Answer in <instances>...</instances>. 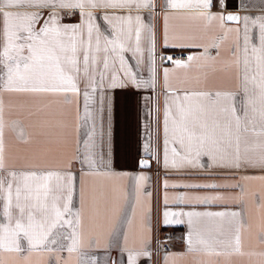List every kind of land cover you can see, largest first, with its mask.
Instances as JSON below:
<instances>
[{"label":"snow or ice","instance_id":"obj_1","mask_svg":"<svg viewBox=\"0 0 264 264\" xmlns=\"http://www.w3.org/2000/svg\"><path fill=\"white\" fill-rule=\"evenodd\" d=\"M220 7L224 0H216ZM214 0H0V250L14 253L34 251H79L86 240V222L100 215L104 206V226L109 247L121 246L127 264L150 257L148 242L129 248L128 230L136 216L149 182L147 175L133 177L130 191L113 195L118 189L97 193L89 177H121L114 168L116 91L155 89L158 61H171L176 69L198 75L192 86L174 88L170 73L163 72L164 108L162 121L163 156L166 172L212 174L225 170L245 182L259 179L249 170L264 173V15L227 16L212 11ZM147 13L149 19H145ZM163 14L164 46H189L196 36L186 28L171 24L177 19H198L209 28L218 23L223 30L210 44L200 45V56L187 61L159 56L157 30L152 22ZM228 22L236 27H227ZM235 32L231 59L221 61L220 49L227 34ZM212 49H215L213 54ZM135 60L129 62L127 54ZM147 53V56L145 55ZM147 60V79L142 75ZM195 62V63H194ZM235 68L236 90L209 87V73ZM188 81H186L187 83ZM4 94L15 99L5 103ZM83 98L77 115V148L74 157L60 159L67 124L51 111L57 98ZM151 100L149 99V104ZM27 110L35 117L34 133L27 135L19 121L6 120V109ZM155 127L146 119L141 145L148 158L160 162V103L155 105ZM152 109L145 117L152 116ZM6 129L17 132L25 145L28 167H9L6 156ZM155 140V143H154ZM148 158L138 161L150 168ZM73 161L79 164L73 170ZM164 188H240L242 184L172 183ZM74 199L76 203L74 204ZM177 205L211 204L222 195H178ZM165 193L163 223L186 224L189 253L208 257L244 255L242 233L247 225L238 211L170 210ZM93 213L86 216V210ZM151 206L141 216V233L151 231ZM264 243V231L260 234ZM68 241L67 244L64 242ZM98 241L88 239L90 247ZM261 255H264L262 253ZM85 258L83 264H88ZM91 264H98L91 257Z\"/></svg>","mask_w":264,"mask_h":264},{"label":"crops","instance_id":"obj_2","mask_svg":"<svg viewBox=\"0 0 264 264\" xmlns=\"http://www.w3.org/2000/svg\"><path fill=\"white\" fill-rule=\"evenodd\" d=\"M163 5L164 0H159ZM212 11L227 15L229 13H238L241 17L249 15L256 17L264 15V0H224V6L220 7L214 0ZM145 19L149 17L145 13ZM157 30V53L161 56L169 52H188L190 56H200L203 48L200 45H207L214 41L223 30L219 28L218 23H213L209 28L204 21L198 19H177L170 21L171 24L178 25L191 31L196 40L189 46H169L165 47L163 42L164 21L163 14L152 21ZM235 28V23H227L226 28ZM236 40L235 32L227 34L223 46L220 49V60H230L231 50ZM215 49H212L215 54ZM147 56V53L145 54ZM129 62L135 66V60L131 59V54H127ZM195 63V62H194ZM220 70L209 73V87H218L230 90L238 88V81L235 68H224L218 66ZM167 69L170 73L169 83L174 88H183L192 86V79L198 75V70L194 67L191 70L176 69L174 65L164 66L158 61V85L155 89H130L117 90L116 95V114H115V154L113 168L117 173H127L121 177L106 178L101 176L89 177L88 183L97 193L105 190L118 189L113 195L121 196L130 191L134 183L133 177L138 175H147L149 182L144 186V192H150L151 196L141 197V203L136 208V216L128 230L129 248H141L144 241L148 242L150 257H142L138 264H264V243L260 242V234L264 231V181L254 179L245 182L239 179L236 174L225 170H216L212 174L197 173H177L166 172L163 168V137L162 121L164 108V78L163 72ZM145 79L148 78L147 60L145 68L142 70ZM186 81H188L186 83ZM159 97L161 121V136L159 142L160 162L155 158H148L141 147L144 139V127L146 119L153 121L155 127V105ZM5 103H15V99L8 94H4ZM149 99L151 103L149 104ZM71 102H67L64 97L57 98L52 105L51 111L56 113V119L62 120L67 124L66 140L67 142L59 149L60 159L74 157L77 148V115L83 110L82 97H70ZM152 109V116L146 118L145 112ZM6 120H16L20 122L24 132L27 135L34 133L33 124L35 117L28 114L27 110L20 111L16 108L6 109ZM6 156L9 167L21 169L29 166V161L25 156V145L18 137L17 132L12 129H6ZM155 143V140H154ZM148 158L151 164L150 168H142L138 161ZM73 170H78L79 164L73 161ZM248 175L259 177L264 173L259 170H249ZM172 183H216L221 185L242 184L243 191L240 188L222 187L218 189H184V188H164V180ZM169 196L167 208L170 210L184 211H238L242 213V218L247 225L242 233V243L245 254L233 255L230 257H208L201 253H189L185 243L188 233L186 224L165 225L163 223V212L165 211L164 196ZM178 195H222L224 200L211 204L185 203L177 205L172 201V197ZM76 200L74 199V204ZM151 206V231L141 233V216L146 207ZM95 211L100 215L94 222H86V240L84 246L77 252L68 253L65 251H34L28 253H14L0 250V264H83L85 258L88 264H91V257H96L98 264H127V253L121 251V246L109 247V232L104 226L103 212L104 206L101 202ZM93 213L92 209L86 210V216ZM161 239V247L167 245L170 251L155 255V241ZM88 239L97 240L95 247H90ZM65 244L68 241L64 242Z\"/></svg>","mask_w":264,"mask_h":264},{"label":"built area","instance_id":"obj_3","mask_svg":"<svg viewBox=\"0 0 264 264\" xmlns=\"http://www.w3.org/2000/svg\"><path fill=\"white\" fill-rule=\"evenodd\" d=\"M161 56L163 57H172L173 61L179 59V60H185L187 61V57L190 56L188 52H169L164 53ZM164 66H172L174 65L171 61L164 60L163 62ZM170 251V247L167 245H164L161 247V239L158 237L155 241V255H159L160 253H166Z\"/></svg>","mask_w":264,"mask_h":264},{"label":"water","instance_id":"obj_4","mask_svg":"<svg viewBox=\"0 0 264 264\" xmlns=\"http://www.w3.org/2000/svg\"><path fill=\"white\" fill-rule=\"evenodd\" d=\"M229 14H236V15H239L238 13H229ZM227 15H228V14H227ZM227 15H226V16H227ZM229 23H233V22H229Z\"/></svg>","mask_w":264,"mask_h":264}]
</instances>
